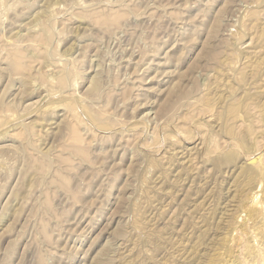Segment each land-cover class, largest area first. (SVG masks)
Instances as JSON below:
<instances>
[{
  "label": "rangeland",
  "instance_id": "374dc122",
  "mask_svg": "<svg viewBox=\"0 0 264 264\" xmlns=\"http://www.w3.org/2000/svg\"><path fill=\"white\" fill-rule=\"evenodd\" d=\"M263 93L264 0H0V264L264 252Z\"/></svg>",
  "mask_w": 264,
  "mask_h": 264
},
{
  "label": "bare ground",
  "instance_id": "6f19581e",
  "mask_svg": "<svg viewBox=\"0 0 264 264\" xmlns=\"http://www.w3.org/2000/svg\"><path fill=\"white\" fill-rule=\"evenodd\" d=\"M48 30V29H47ZM45 40V39H44ZM211 51V50H210ZM210 57V56H209ZM208 57V58H209ZM263 61V60H262ZM208 63V62H207ZM210 64V63H209ZM212 64V63H211ZM66 70V69H65ZM258 75V74H257ZM65 76H66V74H65ZM64 76V77H65ZM254 77V76H253ZM66 79V78H65ZM64 80V79H63ZM68 80V79H67ZM242 80V79H241ZM64 84V83H63ZM67 84V83H66ZM95 88H96V85L94 86ZM264 94V93H263ZM247 95V94H246ZM259 98H260V96H258ZM256 98H257V96H256ZM258 99V98H257ZM261 99H262V97H261ZM264 99V98H263ZM239 100V99H238ZM245 102H247V101H245ZM256 102V101H255ZM239 103V102H238ZM242 103V102H241ZM241 103H239V104H241ZM244 103V102H243ZM239 104H237V105H239ZM253 104V103H252ZM237 105L235 106V107H237ZM241 105H243V104H241ZM238 107H240V106H238ZM243 107H245V109H246V106L244 105ZM230 109V108H229ZM232 109H234V108H232ZM239 109V108H238ZM242 109V108H241ZM264 109V108H263ZM231 110V109H230ZM244 110V109H243ZM250 110H252V109H250ZM228 111V110H227ZM233 111V110H232ZM238 111V110H237ZM230 112V111H229ZM250 112V111H249ZM238 113V112H237ZM243 113V112H242ZM230 114H233V113H230ZM233 116H234V114H233ZM229 117H230V115H229ZM262 117V116H261ZM260 117V118H261ZM234 118H236V117H234ZM220 119V118H219ZM232 119V118H231ZM256 123H258L257 121H256ZM224 125V124H223ZM250 125H251V123H250ZM252 130H254L253 128L254 127H250ZM249 130V129H248ZM230 131V130H229ZM232 132V131H231ZM250 132V131H249ZM252 133H254V132H252ZM247 134H249L248 132H247ZM251 134V133H250ZM240 136V135H239ZM253 137V136H252ZM247 138V137H246ZM240 139V138H239ZM242 139V138H241ZM242 141H243V139H242ZM244 141H245V139H244ZM239 142V141H238ZM247 143V142H246ZM243 148V147H242ZM229 155V154H228ZM237 155V154H236ZM226 158V157H225ZM235 159V156H233V155H229V156H227V162H229V161H233ZM254 163H256V161L254 162ZM258 163V162H257ZM256 163V164H257ZM256 166H258V165H256ZM259 169V168H258ZM248 172V171H247ZM244 173V172H243ZM249 173V172H248ZM254 177V176H253ZM249 178H250V175H249ZM248 178V179H249ZM254 179V178H253ZM250 180H252V178L250 179ZM254 182V181H253ZM254 195V194H253ZM264 194H262V196H263ZM248 196V195H247ZM257 195H255V198H256V200H255V202L256 201H258L259 199H257V197H256ZM251 198H252V196H251ZM261 201H262V199H260ZM262 202H264V201H262ZM253 203V202H252ZM245 205V204H244ZM243 206V205H242ZM258 206H259V204H258ZM260 208H263L262 207V205H261V207ZM247 209H248V207H247ZM259 209V208H258ZM247 211V210H246ZM260 211H261V209H260ZM256 212H258L257 211V209L256 208H254V207H250L249 209H248V216H249V218H248V220H252V218L254 217V218H256V215H255V213ZM264 212V211H263ZM263 212H262V214H263ZM246 213V212H245ZM261 213V212H260ZM262 214H260V215H262ZM255 215V216H254ZM258 216V215H257ZM263 216V215H262ZM245 218H246V216H245ZM258 218H259V216H258ZM244 221H245V219H244ZM256 221V219L254 220V222ZM262 221L264 222V220L262 219ZM259 222V221H258ZM261 222V221H260ZM262 222V223H263ZM240 223H243V221H241ZM257 223V222H256ZM264 224V223H263ZM251 226V225H250ZM239 227V226H238ZM256 226H254L253 228H255ZM252 227H249V229H251ZM248 227L246 226V223H244L243 225H242V228L240 229V231H241V234H239V235H237V233H235V237L234 238H232V240H233V243H234V245L233 246H231V248L229 247V250L230 249H234L237 245H243V238H245V236L248 234L247 232H248ZM256 230V229H255ZM237 231H238V229H237ZM251 232V231H250ZM227 233V232H226ZM254 233H255V231H254ZM250 234V233H249ZM237 235V236H236ZM254 235V234H253ZM246 238H248V237H246ZM263 238V237H262ZM226 239V238H225ZM253 239V238H252ZM264 239V238H263ZM244 240H246V239H244ZM257 240V239H256ZM248 241V240H247ZM245 242V241H244ZM250 242V241H249ZM244 243V244H246L245 246H243V250L242 251H240V249H239V253H241L243 256H242V258H243V260H242V264H257V263H259V261H260V263L262 262H264L263 260H262V255L264 256V252H262V250H259V251H256V250H254L255 248L254 247H252L251 245H250V243ZM225 243H227V242H225ZM254 243V242H253ZM256 243H258V242H256ZM256 243H254L255 245H257ZM261 242H260V247H261ZM222 245V244H221ZM232 245V244H231ZM230 246V245H229ZM217 247V246H216ZM195 248V247H194ZM226 248V247H225ZM258 248H259V245H258ZM224 249V248H223ZM227 251V250H226ZM234 252V251H233ZM226 253V252H225ZM230 253H232V252H230L229 251V255H230V257L232 256L233 257V255H231ZM235 253H236V251H235ZM235 253H233V254H235ZM238 255H240V254H238ZM229 257V256H228ZM227 257V258H228ZM238 257V256H237ZM240 257V256H239ZM238 257V258H239ZM215 259V258H214ZM213 259V260H214ZM224 259H226V258H224ZM223 259V260H224ZM229 259H231V258H229ZM237 259V258H236ZM216 260V259H215ZM222 260V259H221ZM238 260V259H237ZM231 261V260H230ZM235 258H234V264H236L235 263ZM239 261H241L240 259H239ZM239 261H237V262H239ZM221 263H222V261H221ZM240 263V262H239ZM261 263V264H262ZM204 264V263H203ZM212 264V263H211ZM226 264H229V261H228V263H226Z\"/></svg>",
  "mask_w": 264,
  "mask_h": 264
}]
</instances>
